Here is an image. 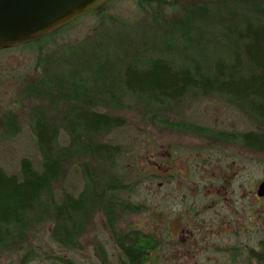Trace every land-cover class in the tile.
I'll list each match as a JSON object with an SVG mask.
<instances>
[{
    "label": "rangeland",
    "instance_id": "rangeland-1",
    "mask_svg": "<svg viewBox=\"0 0 264 264\" xmlns=\"http://www.w3.org/2000/svg\"><path fill=\"white\" fill-rule=\"evenodd\" d=\"M246 21L264 25V0H109L51 36L0 49V167L19 175L27 159L43 170L39 121L55 132L63 156L43 206L22 215L0 248V264H125L115 236L130 231L152 238L145 264H264V198L257 195L264 149L241 139L247 132L264 139V122L221 95L191 91L159 103L111 83H102L109 95H99L89 81L106 69L120 79L125 65L157 58L208 67L238 55L247 70L234 34ZM88 63L93 74L83 69ZM86 99L122 125L73 138L71 114ZM97 144L117 152L101 161L89 148ZM114 182L121 188L108 196L111 219L97 199ZM67 193L92 203L71 224L80 247L53 236L54 208Z\"/></svg>",
    "mask_w": 264,
    "mask_h": 264
},
{
    "label": "trees",
    "instance_id": "trees-1",
    "mask_svg": "<svg viewBox=\"0 0 264 264\" xmlns=\"http://www.w3.org/2000/svg\"><path fill=\"white\" fill-rule=\"evenodd\" d=\"M55 31L46 36H51ZM234 34L243 45L242 50L249 64L247 70L243 69L244 62L238 55L234 56L233 61L217 58L208 67L195 61L192 62V65L180 67L171 61L157 58L148 59L144 61V64L140 61L136 64L125 65L120 79L111 76V74L114 75L113 70L106 69L98 75L102 76L100 80H98V76L94 79V75L89 81L94 82L95 89H101L99 95H109L110 88L103 86L102 83H111L113 88L115 86L120 88L119 85H122L132 94L143 95L159 103L178 102L191 91L205 95H221L240 104L246 111L251 112L264 122V25L246 21L235 30ZM86 65L88 66H84L83 69L89 74H93V66L91 67L89 63ZM118 74L120 75V73ZM105 75H108L109 78ZM84 105L71 114L69 128L73 138L89 139L110 125H122L120 119L90 110L91 105L87 99ZM35 130L39 148L46 155L43 170L35 169L27 159L22 161L19 175L8 174L0 167V248L12 235L13 229L16 227L15 230H18L22 215L35 212L43 206L46 187L62 172L63 156L59 154V151H56L55 132L40 121L37 122ZM241 139L251 148L264 149L262 136L247 132L241 136ZM76 143L78 145L77 141ZM89 148L92 155L101 161L110 160L113 153L117 152L114 147L108 144L91 145ZM119 188L121 186L118 182L111 183L104 188L97 199L103 206L108 207V216L111 219L116 217L115 204L112 198L108 200V196L117 195ZM91 205L92 203H89L84 197H75L68 193L64 195L62 202L54 208L53 236L58 243L80 247L71 229V224L74 223L73 219L76 216L85 215ZM115 237L124 254L125 264H145L148 261L149 251L152 250V238L142 237L136 231L121 232Z\"/></svg>",
    "mask_w": 264,
    "mask_h": 264
},
{
    "label": "water",
    "instance_id": "water-1",
    "mask_svg": "<svg viewBox=\"0 0 264 264\" xmlns=\"http://www.w3.org/2000/svg\"><path fill=\"white\" fill-rule=\"evenodd\" d=\"M109 0H0V49L44 37ZM257 195L264 198V180Z\"/></svg>",
    "mask_w": 264,
    "mask_h": 264
},
{
    "label": "flooded vegetation",
    "instance_id": "flooded-vegetation-1",
    "mask_svg": "<svg viewBox=\"0 0 264 264\" xmlns=\"http://www.w3.org/2000/svg\"><path fill=\"white\" fill-rule=\"evenodd\" d=\"M262 198V197H261Z\"/></svg>",
    "mask_w": 264,
    "mask_h": 264
}]
</instances>
